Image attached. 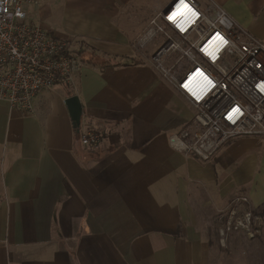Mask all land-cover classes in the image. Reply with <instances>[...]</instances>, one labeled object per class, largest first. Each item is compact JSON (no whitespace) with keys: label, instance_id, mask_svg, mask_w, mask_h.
<instances>
[{"label":"crops","instance_id":"1","mask_svg":"<svg viewBox=\"0 0 264 264\" xmlns=\"http://www.w3.org/2000/svg\"><path fill=\"white\" fill-rule=\"evenodd\" d=\"M213 1L249 33L246 12L264 11V0ZM34 2L29 19L84 62L71 84L37 93L32 112L0 101V264H214L210 227L227 174L170 145L193 110L133 48L146 27L129 33L137 8ZM71 96L81 105L78 132L65 105ZM178 97L187 111H175ZM86 131L102 133L97 148L80 144ZM234 175L264 193L260 172Z\"/></svg>","mask_w":264,"mask_h":264},{"label":"built area","instance_id":"2","mask_svg":"<svg viewBox=\"0 0 264 264\" xmlns=\"http://www.w3.org/2000/svg\"><path fill=\"white\" fill-rule=\"evenodd\" d=\"M34 1L0 0V101L25 112L37 93L71 84L82 67L68 40L29 19ZM132 46L193 110L189 125L169 137L173 148L209 161L230 139L264 137V41L221 5L167 0ZM101 138L86 131L79 142L97 148ZM250 217L246 211L237 221L248 232Z\"/></svg>","mask_w":264,"mask_h":264},{"label":"rangeland","instance_id":"3","mask_svg":"<svg viewBox=\"0 0 264 264\" xmlns=\"http://www.w3.org/2000/svg\"><path fill=\"white\" fill-rule=\"evenodd\" d=\"M130 1L137 8L138 14L133 15L134 24L129 28V33H136L147 25L148 21L157 13L156 10L151 12L157 8L156 3L161 5L165 0ZM244 9H242L243 12H246ZM249 13L246 12L242 24L247 26L245 28L251 34L262 39L264 11H250ZM174 109L178 112L187 111L183 99L178 97ZM188 109L190 108L188 107ZM247 138H254L256 142H251ZM215 159L216 161H214ZM207 163L213 166L218 176H221L222 173L227 174L224 180L221 179L220 183L218 182V185L223 188L224 205L218 215L214 217L210 227V231L215 232L214 241L218 250L213 263L264 264V193L261 188L258 190L254 188V180L250 179L248 175H234L251 170L255 174L260 172V176L264 180V137L230 139ZM234 207H237L239 212L232 216L231 211ZM246 211L251 215L249 232L245 230V222H242L244 228L237 223Z\"/></svg>","mask_w":264,"mask_h":264},{"label":"water","instance_id":"4","mask_svg":"<svg viewBox=\"0 0 264 264\" xmlns=\"http://www.w3.org/2000/svg\"><path fill=\"white\" fill-rule=\"evenodd\" d=\"M65 105L69 113L72 128L78 132L81 117V105L77 96H71L65 99Z\"/></svg>","mask_w":264,"mask_h":264},{"label":"trees","instance_id":"5","mask_svg":"<svg viewBox=\"0 0 264 264\" xmlns=\"http://www.w3.org/2000/svg\"><path fill=\"white\" fill-rule=\"evenodd\" d=\"M80 52H78L77 56L79 57V60L84 62V60L82 59V57L80 56ZM137 62H140V61H137ZM115 65H119V63H116Z\"/></svg>","mask_w":264,"mask_h":264}]
</instances>
